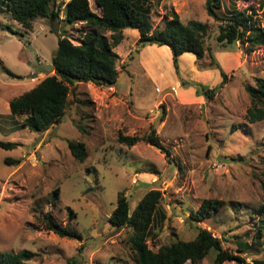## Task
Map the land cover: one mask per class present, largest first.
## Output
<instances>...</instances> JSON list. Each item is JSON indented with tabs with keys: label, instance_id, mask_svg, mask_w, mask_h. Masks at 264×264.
Returning <instances> with one entry per match:
<instances>
[{
	"label": "rangeland",
	"instance_id": "rangeland-1",
	"mask_svg": "<svg viewBox=\"0 0 264 264\" xmlns=\"http://www.w3.org/2000/svg\"><path fill=\"white\" fill-rule=\"evenodd\" d=\"M65 1L50 6L57 10L56 19L34 18L29 29L0 13V141L15 143L11 149L0 147V252H34L24 264H132L129 228L111 226L107 218L117 192L132 208L145 191L157 189L163 218L152 225L145 240L149 248L192 239L198 228H205L242 258L220 264H264V231L258 242L252 239L255 209L263 203L264 119L247 122L250 98L244 88L264 78V45L247 52L238 42H217L218 22L205 13L203 0H144L151 27H161L171 11L182 23H206L203 57L183 54L174 66L166 45L168 53L146 48L156 44L139 46L137 30L122 29L112 48L117 54L114 84H75L62 118L35 131L9 113L8 101L52 73L51 56L60 35L76 44L87 28L62 20ZM88 5L98 12L92 0ZM263 5V0H222L218 12L249 6L264 29ZM103 34L110 39L108 31ZM219 51L238 53L240 61L225 72L223 83L219 61L213 58ZM150 61L156 69L146 75L142 63ZM227 62L221 60L225 69ZM203 89L212 90V96ZM151 129L168 154L143 140L127 146L116 139L118 132L142 136ZM71 140L83 143L82 161L70 154ZM203 199L223 204L208 218L187 221L188 211ZM44 212L80 238L46 230L40 221ZM196 264H213L211 254Z\"/></svg>",
	"mask_w": 264,
	"mask_h": 264
},
{
	"label": "trees",
	"instance_id": "trees-1",
	"mask_svg": "<svg viewBox=\"0 0 264 264\" xmlns=\"http://www.w3.org/2000/svg\"><path fill=\"white\" fill-rule=\"evenodd\" d=\"M142 1L144 0H92L98 10L96 13L89 8L88 0H67L63 5L62 20L68 24L85 23L87 28L81 31L76 44H72L63 35L58 37L50 61L52 73L44 76L30 89L11 98L8 101L9 113L20 117L21 125L35 131H45L65 114L69 91L75 84L89 81L96 85L112 86L117 74L114 66L117 54L112 48L121 40V30L125 28L137 30L136 44L139 46L166 45L174 66L178 56L185 52L193 54L196 59L203 57L206 23L198 20L182 23L177 13L171 11L168 16H163L161 27H151L147 17L149 8ZM54 2L55 0H0V13H7L24 29H29L34 18L58 17L57 10L50 8ZM221 6L222 0H203L205 13L218 22L215 36L217 42H238L247 52L264 45V29L256 21L253 8H223L220 14L218 10ZM260 17L264 22V5ZM3 28L11 31L7 25ZM105 31L109 32L110 39L103 34ZM217 68L223 83L227 78L226 74L218 66ZM3 70L8 75L15 76L6 68ZM244 88L250 98V105L245 109L247 122L264 119V78L257 77L253 85L246 84ZM202 93L212 96V90L203 89ZM76 127L81 129L79 125ZM116 139L127 146L143 140L168 154L153 129L142 136L118 132ZM14 146L13 142L0 141L1 148L11 149ZM67 148L77 161H82L86 156L82 142L68 141ZM159 198V190L148 189L130 208L124 194L116 193L115 204L107 221L116 228H129L126 243L131 251L132 264H183L186 261L188 264H196L209 254L213 264L242 261L240 256L222 247L220 240L205 228H198L192 239L170 241L161 244L156 250L149 248L145 240L152 225L163 218L157 207ZM262 198L263 203L255 209L258 217L257 228L252 237L255 242L259 241L260 234L264 231V186ZM222 204L217 199H203L196 209L188 211L186 219L193 223L201 221L219 211ZM40 221L46 230L59 237L80 238L77 231L57 222L49 212L41 214ZM244 250L245 248H240L239 251ZM34 255V252L26 249L15 253L3 251L0 252V264H24V261ZM252 264H262V261L253 260Z\"/></svg>",
	"mask_w": 264,
	"mask_h": 264
},
{
	"label": "crops",
	"instance_id": "crops-1",
	"mask_svg": "<svg viewBox=\"0 0 264 264\" xmlns=\"http://www.w3.org/2000/svg\"><path fill=\"white\" fill-rule=\"evenodd\" d=\"M178 17H179V14L177 13ZM146 45H151V44H146ZM142 48V47H140ZM146 48H153V49H157L158 51H163L164 53H168L167 51V48L163 45H156L154 47H151V46H146ZM183 54H190V55H193L191 53H188V52H185V53H182L181 55H179L178 57L182 56ZM194 56V55H193ZM227 56L229 58H227ZM213 58L219 63L221 69L224 71V73L230 69H234L236 67L239 66V63L240 61H238V53L236 54H232V53H228V52H222V51H219V52H215V54L213 53ZM171 59V57H170ZM226 61L228 60V67L225 69L224 66H222V63H221V60ZM178 60V58H177ZM176 60V62H177ZM172 61V60H171ZM143 64V68L142 70L146 73V75L149 73H154L155 72V69H156V66L153 64V62H149V63H142ZM141 66V65H140ZM142 67V66H141Z\"/></svg>",
	"mask_w": 264,
	"mask_h": 264
},
{
	"label": "clouds",
	"instance_id": "clouds-1",
	"mask_svg": "<svg viewBox=\"0 0 264 264\" xmlns=\"http://www.w3.org/2000/svg\"><path fill=\"white\" fill-rule=\"evenodd\" d=\"M65 2H66V1H65ZM65 2H64V3H65Z\"/></svg>",
	"mask_w": 264,
	"mask_h": 264
},
{
	"label": "built area",
	"instance_id": "built-area-1",
	"mask_svg": "<svg viewBox=\"0 0 264 264\" xmlns=\"http://www.w3.org/2000/svg\"><path fill=\"white\" fill-rule=\"evenodd\" d=\"M67 1V0H66Z\"/></svg>",
	"mask_w": 264,
	"mask_h": 264
}]
</instances>
